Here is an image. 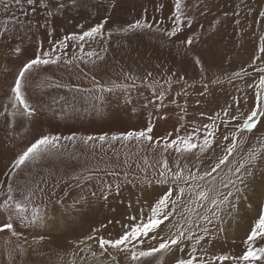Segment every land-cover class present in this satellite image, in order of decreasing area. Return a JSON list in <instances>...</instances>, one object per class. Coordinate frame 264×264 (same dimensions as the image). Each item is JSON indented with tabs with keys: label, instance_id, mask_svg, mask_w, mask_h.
I'll list each match as a JSON object with an SVG mask.
<instances>
[{
	"label": "rangeland",
	"instance_id": "obj_1",
	"mask_svg": "<svg viewBox=\"0 0 264 264\" xmlns=\"http://www.w3.org/2000/svg\"><path fill=\"white\" fill-rule=\"evenodd\" d=\"M63 2L66 3L65 10L56 13L53 17H48L49 23L46 26H41L45 25L46 10L38 6L35 12H32L31 7L26 4L23 9L12 4L7 12L0 8V172H2L0 182H6L13 161L26 148L24 144L34 142L41 134L98 136L107 133L110 135L129 130H141L142 127L148 125L143 124V121H151L154 125L151 133L154 143L163 144L162 138L164 137L169 140L176 138L177 129L181 136L190 132L195 136L193 133L196 130L194 124L202 112L206 115L207 124L212 123V119H209L211 117L218 125L221 122V111L219 113L216 110L196 106L194 108L197 109H192V105H189L190 108L192 107L191 109H187V103L185 106L183 101L192 100V98L188 97L189 94L179 93V90L186 89L187 85L191 83L194 84V88H197V85L204 86L200 82L199 68L193 63L195 55L200 56L208 69L205 77L209 74V79L220 77L225 85L230 84L235 89L231 97L227 99L229 101L237 94L236 105L230 110L232 115H237L238 110L247 114L252 107L257 91L256 85L261 75L255 71V66L251 71H247L250 75L242 73L240 77L236 78H231L232 73L225 72L224 69H221L222 72L218 74V70L221 68L222 62L224 63L227 59L225 56L228 57L227 52L231 48L229 45L233 43V47L235 44L233 42L235 39L231 37L237 32L238 34L242 33L241 36H243V31L247 30L252 14L254 18L256 17L254 13L250 14L248 9L253 12L252 5H257L256 3H261L262 0H183L186 5L185 16L192 20V25L188 26L185 20L181 25V32L170 40L163 32L155 31V29L170 30L174 26L173 20L169 19L174 10V0H78V7L72 6V0H63ZM159 5L163 7L157 10ZM243 15L245 16L243 17ZM105 19H107V23L104 25L103 39L98 37L96 41L86 40L83 42L85 53L94 50L104 56L103 61L84 55L82 59L73 60L71 64L66 65L63 62L64 59L72 60L73 54L78 57L82 55L80 48L73 41H68L69 47L63 50H59L57 45L58 50L55 54L61 55L62 60L57 65L43 66L40 70L29 73L25 82L24 92L29 104H39L44 109V114L32 116L33 118L30 119L8 115V113L16 111L11 107L10 99L12 95L10 89L14 85L15 77L23 64L35 57L38 48L42 51L49 50L52 47L50 41L55 42L71 33L81 34ZM138 19H144L152 24L153 30H135L127 34L117 31ZM230 25L232 26L229 27ZM233 26L236 29H232ZM109 32L112 33L110 36ZM188 36L194 37L195 42L191 46L181 43ZM16 47L22 50L21 54H16L13 51ZM105 47L107 51L102 52L101 49ZM189 47L191 54L186 55ZM86 60L87 63H85ZM115 69L116 71L121 69V72L126 74L139 71L144 73L140 75V84L115 81L117 84H125L127 87L102 94L94 89L91 92L87 91L92 89L93 76L101 84L111 87ZM149 72L154 75L149 76L147 74ZM173 72L177 75L172 76ZM181 75L185 77L184 80L178 83H167L170 76L175 81L177 76ZM45 77L51 79L45 80ZM56 82L73 87H56ZM204 82L207 85L212 84L213 87L215 85L212 82ZM250 85L252 87H249ZM77 86L80 90H74ZM138 86H146L147 90L150 88L148 90L150 94L162 96L160 101L166 107H160L154 96L147 98L153 102L150 104L134 99L133 96L131 99L123 100L120 105L115 102L123 94L130 93ZM176 88L177 90L179 88L178 93ZM241 90H249L250 93L245 96L239 95ZM101 95L103 100L94 98ZM113 99L115 100L112 102ZM227 100L225 103L228 102ZM245 100H247V104H245ZM188 104L193 103L188 102ZM174 108L178 109L177 114L173 113ZM113 111H117L119 115L120 113L139 112L143 116L134 114L129 117L128 122H122L118 115L111 113ZM61 112L74 114L76 119L66 120L61 117ZM161 113L162 116L169 114L171 117L162 121L165 123L157 121ZM98 115L114 117L115 121L96 119L95 117ZM225 121H228L227 126L231 129L230 132L234 131L237 121H231L228 116ZM79 125H87L84 127L85 130L90 128L92 130L85 132L78 127ZM260 125L261 123L255 130ZM108 127L114 130L109 132L110 130H106ZM253 132L238 134L236 148L228 162L222 165L216 173H213V176L216 177L215 181H212L211 177H205L204 180H191V183L199 184L206 190L212 189L209 192L210 197L214 196L216 191L226 193L230 188H223L222 185L226 183L223 181L232 179V168L235 169L239 165L242 157L243 160L248 157L249 154L246 155V153L240 157L241 152L238 153V151L243 150L246 144L248 145L247 141H250L251 136L254 138L259 136V131L253 130ZM169 133L172 135L169 136ZM217 134H220L219 130ZM230 138L229 143L231 142ZM134 142L127 144L106 142L100 145V142L97 141L96 146L93 147L91 142L84 146L79 141L73 145L62 140L61 143L65 147L61 148V152L64 155L54 161L53 165L45 163L36 166L35 169L30 165L25 170L29 173L27 176L21 172L16 183L19 184L25 179H31L33 183H36L42 177H47L48 183L40 184L45 189H50L56 180L63 178L65 182L56 189L54 197V199L62 200L63 206L57 205L55 208L53 205L47 206L46 227L24 228L17 223L16 231L23 233V236L19 238L12 236L7 230L0 232V264H131V261L125 258L124 253L111 248L100 255L101 250L96 242L85 240V244L77 246L69 241L83 240L93 234V229H98L95 233L97 237L116 239L124 231L121 225L132 223L128 219L129 216H136L139 220L145 202L141 196L149 195L148 192H144V189L147 187L146 185H149L150 180L156 182L160 179L153 175L157 170H162L163 159H167L171 170H178L177 164L180 168L187 169L188 172L195 170L189 164L190 159L196 153L195 151L193 154L184 155L172 149L165 152L162 147L154 148L152 151L148 148L141 151L140 148L144 144L138 145ZM4 145H7L8 148L5 149ZM83 147H89L92 156L86 160L78 159L74 164V154L81 152ZM253 151L260 153L262 157L264 155L262 147H253L248 153ZM176 153V159L171 158ZM234 156L239 161H236ZM145 158H147L148 164L144 163ZM218 160L211 161L207 171H210ZM50 167L55 173L52 176H49L47 171ZM85 169L91 171H84ZM253 171L255 175L248 177L247 187L237 183L236 187L243 191L237 193L234 188H231L234 193L229 198L230 202L232 201V207L222 206L217 217H212L211 213L215 209L212 208L209 201H202L203 206L197 207V202L191 198L189 200L191 203L188 201L176 206L175 210L182 211V215L176 216V221H174L175 218L172 221V218H169L161 226L160 235L167 238L177 230L176 227L170 228L169 225H175L186 231L191 229L196 234H202V229L207 227L211 238L210 244L207 243V238L205 242L209 255H241L246 248L244 241L259 218L261 210L264 209V158L256 162ZM109 172L116 174L109 175ZM73 174L90 175L91 178L79 182L72 181L69 177ZM168 182H173V180L168 178ZM117 185H119L118 194ZM196 190V192L199 191V189ZM102 193L107 195V199ZM48 194L51 195L50 192ZM2 199L0 197V200ZM77 200L81 203L71 212L66 213L64 206L71 208L74 201ZM42 202L43 197L37 193L34 203L42 204ZM202 216H208L212 223L208 224L201 219ZM4 222H6V217L0 215V223ZM102 225L104 227H101ZM41 236L45 239L39 240ZM156 243H159V239L156 242H149L145 239L142 247L146 249ZM86 245H91L90 251L86 249ZM256 246H264V240H258ZM21 249L25 250L23 254ZM81 249L85 250L81 251ZM92 252H96L97 256H92ZM180 255L181 253L177 250L174 255L166 256L165 264H174L175 259ZM111 256H115L116 261H113ZM148 264H154V261H149Z\"/></svg>",
	"mask_w": 264,
	"mask_h": 264
},
{
	"label": "snow or ice",
	"instance_id": "obj_2",
	"mask_svg": "<svg viewBox=\"0 0 264 264\" xmlns=\"http://www.w3.org/2000/svg\"><path fill=\"white\" fill-rule=\"evenodd\" d=\"M14 4L18 8L23 9L24 5L31 7V11L35 12L37 6L46 10L47 17L45 18L46 26L49 21L48 17H53L56 13L62 12L66 8V3L63 0H0V8H3L5 12L9 10L10 5ZM72 6L78 7V0H72ZM162 5H159L157 10L162 8ZM185 7L183 0H174V10L172 16L169 19L173 20L174 26L170 29L157 28L155 31L163 32L165 36L169 38L175 37L177 33L181 32V25L187 22L188 26L192 25V20L185 16ZM55 9V10H53ZM27 15V13H25ZM261 16H264V10L260 12ZM107 23V19L104 21L90 27L88 30L83 31L81 34H67L62 39L55 42L50 41L52 47L49 50H40L37 49V53L34 58L29 59L23 66L19 69L18 74L15 77L14 85L11 87V107L16 111L8 113L10 116H21L25 118H31L35 113V108H33L24 92L25 82L29 73L40 70L43 66L47 65H57L61 60V55H56L57 45L59 50H63L69 47L68 41L76 42L77 46L80 48L81 56H76L73 54L72 60L64 59V64L69 65L73 60L82 59L84 55L88 58L96 57L98 60L103 61L104 56L99 55L96 51H87L84 52V41H96L97 38L103 39L104 37V25ZM82 27V26H81ZM153 30L152 24L148 23L144 19H138L131 24L123 28L117 29V31L123 32L125 34L135 31V30ZM112 33L109 32L110 36ZM51 35V33H49ZM194 37L188 36L186 40L181 41L182 44L191 46L194 43ZM16 54H21V49L16 47L13 50ZM102 52H106L107 48H102ZM259 52L264 54V38H262V43L259 48ZM191 54L190 47L187 49L186 53ZM255 59L264 60V55L254 57ZM87 63V60L85 61ZM194 65L199 68L201 75V83L204 84V91L200 95H205L208 91L207 83H204L205 74L208 69L205 67L202 59L199 55L193 56ZM251 66V65H250ZM78 67V65H77ZM255 71L261 73L259 82L256 85V93L254 98V103L252 107L248 110L247 114L238 110L237 115H232L228 109H224L225 114L229 117L231 121H237L234 125V131L230 133L231 142L224 149L225 154L219 158L218 162L211 167L210 171H205L203 174H197L194 172H188L187 175L184 174L185 169L180 168L177 164V171L172 172L169 168L167 159L162 160V170L159 172V177L156 181L157 184H166L168 183L169 175H171L173 182H178L183 180L185 183L190 179L192 181L204 180L205 177H211L212 181H215L216 177L213 176V173H216L218 169L221 168L226 162H228L229 157L233 154L238 134L248 132L251 133L255 130L258 124L264 122V67H258ZM250 75L244 69H241L239 72H233L231 78L240 77L241 74ZM149 76L152 74L149 72ZM175 72L172 73V76H176ZM172 76L167 80V83L172 84L174 82L178 83L181 80H184V76H177V79L173 81ZM125 80L135 79V77H130L129 74H125ZM50 77H45V80H50ZM93 86L92 89L87 91L91 92L93 89L100 92H112L114 89H123L126 88L125 84H117L113 81L111 87H107L96 80L93 76ZM214 84L221 83L220 77H217L212 81ZM56 87H66L72 88L73 86L68 84H60L56 82ZM249 87H252L251 85ZM74 90H80L78 86ZM187 94V93H185ZM97 100H103V96L94 97ZM247 104V100H245ZM163 107V105H160ZM183 111V109H181ZM203 115V113H201ZM165 118V117H161ZM183 119V117H181ZM212 123L206 124L203 127L206 129L203 138L196 139L199 142H195L193 134L189 133L187 135H179V129H177V135L175 139L169 140L167 137L162 138L163 144L159 142H153V132L154 125L149 122L148 126L141 130H129L126 132L112 133L111 135L104 133L98 136L87 135V136H77L76 134L68 136H60L57 134H41L38 138L31 142L13 161L10 172L6 177V182H0V197L3 199L0 200V215L6 217V222L0 223V232L7 230L14 237L23 236L22 232L16 231V224L24 228H43L47 226L48 212L46 211L48 205H53V208L57 205L63 206V201L59 199H54L56 189L60 187L63 181V178L56 180L54 184L51 185L50 189H45L41 187L40 184H47V177H42L39 182L33 183L31 179H25L19 184L16 183L17 177L21 172H24L25 175H29L25 170L31 165L33 169L36 166L41 164H50L53 165V162L58 158L64 155L61 152V148H64L65 145L61 141H68L73 145L79 141L82 145L87 146L91 142L93 147L96 146V142L99 141L100 145L104 143H114L122 142L127 144L128 142L135 141L139 144H147L149 149L152 148H161L166 152L169 149L174 150L175 152L184 155V154H193V150L198 149V152L195 153L197 159H199L200 154H206L210 149L213 148L214 143L216 142V133L218 131V126L215 123L213 118ZM242 121V122H239ZM225 125L228 124V121H223ZM198 131V129H197ZM172 134L169 133V136ZM224 140H229V135L223 136ZM264 157L260 153L255 151L251 152L246 160H241L239 165L234 169L235 179H229L227 183H224L222 186L225 189H229V185L235 189L237 193L243 191V189L236 187L237 182L245 185L247 187L248 177H254L255 173L253 168L256 165V162L259 159ZM144 163L148 164L147 158L144 159ZM251 166V167H249ZM48 175H54L52 167L48 168ZM84 171H91L90 169H85ZM143 171V169H142ZM109 175H115L116 173L109 172ZM91 176H83L82 174H73L69 177L72 181H82L90 179ZM151 185V182H148ZM6 188V191H5ZM195 188L199 189L198 192H195V201L197 202V207H202V201H209L214 211H212L211 216L217 217V213L220 211L222 206L232 207L229 198L233 196V191L229 189L226 193H221L216 191V194L212 197L209 196V192L212 189H204L199 184L195 185ZM189 190H192V185H189ZM51 193L49 195L48 193ZM37 193L41 194L43 197L42 204H35L34 200L37 196ZM119 193V185H117V194ZM185 188L179 187L177 193V199H171L173 196V190L169 188L167 192L161 195L155 203L151 206L147 218L144 217V210L141 209L140 219L137 220L136 216H129L128 219L132 221L130 224H122L121 227L124 229L122 234L116 239H107L103 236L97 237L95 233L98 229H93V234L85 237L83 240L69 241V243L76 244H85V240L93 241L98 243L101 250L100 255H103L108 251V248L122 252L125 255V258L131 261V264H148L149 261H154V264H165V257L168 255H174L178 250L181 255L178 256L174 264H264V246L257 247L258 240H264V209L261 210L259 218L256 220L254 226L251 229V232L248 234L244 244L246 246L245 250L239 256H231L227 254L219 255H209L206 248V238L207 243H211L210 232L207 227L202 229V234H196L191 229L184 230L175 225H169V227H176V231L173 232L169 237L165 238L160 235L161 226L173 216L176 206L179 199L184 195ZM95 195V194H94ZM104 198L107 199V195L103 194ZM81 201H74L71 208L64 206V211L66 213L71 212L72 209H75ZM191 203V201H189ZM131 207V205H129ZM201 219L206 221L208 224L212 223V220L208 216H202ZM109 223H112L109 221ZM101 227H104L102 225ZM45 237H39V240H43ZM147 239L149 242L156 241L159 239V243L152 245L148 248H143L142 245ZM39 242V241H37ZM87 250H91V245H86ZM190 249V250H189ZM85 249H81L84 251ZM25 250L21 249L23 254ZM92 256H97L96 252L91 253ZM111 255V254H109ZM207 257V258H206ZM113 261H116L115 256H111Z\"/></svg>",
	"mask_w": 264,
	"mask_h": 264
},
{
	"label": "bare ground",
	"instance_id": "obj_3",
	"mask_svg": "<svg viewBox=\"0 0 264 264\" xmlns=\"http://www.w3.org/2000/svg\"><path fill=\"white\" fill-rule=\"evenodd\" d=\"M256 4L257 5H252L253 12H251V10L248 9V12L250 14L254 13L256 17L254 18L253 14H252V18H250V23L247 26V30L246 31H243L244 32L243 36H241L242 33L239 32L240 34H238V32H237V34H235L236 32L234 31L235 32L234 33L235 35H233V37H231V38H234L235 39L233 41L235 44H234L233 47H232V44L233 43L229 45V47H231V48H230L229 52H227L228 53V57L225 56L227 59L225 58L226 60L224 61V63L222 62V64L220 65L221 68L218 70V74L222 72L221 69H224L225 72H228V73L231 72V73H233V72H239V71H241V69H244L245 71H251L254 66H255V68L264 67L263 66V63L264 62L261 59H255V63H253L254 57H258V56L264 55V54H262V53L259 52V48H260L261 43H262V38H264V16H261L260 15V12L262 10H264V0H262L261 3H258L257 2ZM221 11H222V9H221ZM244 16L245 15H243V17ZM231 19H232V17H231ZM231 26L232 25H230L229 27H231ZM233 28H234V26L232 27V29ZM234 29H236V27ZM232 32H231V34H232ZM231 34H230V36H231ZM223 55H225V54H223ZM121 69H123V68H121ZM121 69H119L117 71L115 69L114 76H113V80L114 81H128V82H130L132 84H140V75H142L144 72H140L139 71V72H136V73H127V74L130 75V77H135V79L133 80V79L130 78V79L125 80L124 76H125L126 73H124L123 71L121 72ZM127 70H129V69H127ZM152 75H154V74H152ZM209 78H210V74L205 77V80L204 81L212 82L213 80L216 79V78L215 79H209ZM154 80H157V79H154ZM80 84H83V83H80ZM239 84H241V83H239ZM241 85L244 86V84H241ZM149 89L150 88H148V90ZM148 90H147V87L146 86H138L136 89H134V90L132 89L130 91V93H125V94L122 95V97H120V98H118L116 100L113 99L112 102L115 100V102L118 105H120L123 100L131 99V96H133L134 99H137V100H140V101H144L145 104H150V103H153V102L147 100V98H149L150 96H154L157 104L158 105H163L162 102L160 101L162 96H160L159 94L158 95L157 94H152V93L150 94L148 92ZM175 90H177V88ZM178 90H179V88H178ZM178 90H177V93H178ZM203 91H204V86H198L197 85V88H194V84H192V83L191 84H188L187 87H186V89H184L182 91L179 90V93L180 94L187 93V94L190 95L188 97H191L192 98V100H187V101L190 102V103L192 102L193 104H188V102L186 100L182 99V100H184L183 103H184L185 106H186L185 103H187V109H191L192 107H193L192 109H197V108H194L196 106L198 108L199 107H202L203 109H207L208 108V109L216 110L219 113L221 111V113H220L221 114V122L217 125L218 126V130L220 131V134H217L216 133V142L214 143L213 148L210 149L206 154H200L199 159H197V156L196 155H194L190 159L189 164L192 167L195 168V170H193V172L194 173H197L198 175L199 174H203V172L207 171L208 164L211 161H213L214 159H219L225 153L224 149L229 144V140H224L223 139V136L226 135L227 133H229V138H230V133H231L230 131H231V129H229V127L223 123V121L226 120V116H227L225 114V112H224V109H228L230 111L236 105L235 104V99L237 98V94H235L232 97V99H230L229 101L227 100V99H229L231 97L232 92L235 91V89L230 84L225 85V83L222 82V81H221V83L215 84L214 87L212 86V84H210V85L208 84V91H207V93L205 95H200V93L203 92ZM116 92H119V91H116ZM247 93L249 94L250 91L249 90H247V91L241 90V94L239 93V95L245 96ZM176 98L178 99L179 97H176ZM226 100L228 101L227 103H225ZM241 100H243V99H241ZM189 105H192V107L190 108ZM31 106L33 108H35V110H36L33 116H38L41 113L44 114V109L39 104L34 103ZM165 107H166V105H163V108H165ZM167 112H169V111H167ZM178 112H179L178 109L177 108H174V112L173 113L174 114H177ZM56 113H57V111H56ZM111 113L118 115L122 122H125V121L128 122L129 121V117H131L134 114H136V115H138V114L139 115H142L139 112H133L131 114L120 113V115H119V113L117 111H113ZM202 113H203V115H200V117L198 118L197 122L194 124V126L196 128V130L193 131V133L195 134V136H194L195 142H199V140L196 139V138L199 137L200 139H202L203 138V135H204V133L206 131V129L203 126L207 124L206 122H208V120L206 118L205 113L204 112H202ZM60 114H61V117L62 118H65L66 120H69V121H73V120L76 119V115L71 114V113L61 112ZM42 117H43V115H42ZM161 117H165V118H161ZM169 117H171V115H169V114L167 115L166 114V115L162 116V113H161V114H159V119L157 121H160V122L166 121L167 119H169ZM95 118L96 119H99V118L100 119H106V120H108V122H110V120H113L114 119V117L113 118H108V117L101 116V115H98ZM32 120L34 121V119H32ZM113 121H115V120H113ZM40 122H42V121H40ZM82 122L84 123V120H82ZM149 122H151V121H146V122L143 121V124H148ZM162 123H165V122H162ZM41 125H43V124H41ZM86 126L87 125H84V126L79 125L78 127L81 128V130H83L85 132H90L92 129L90 128L89 130H85L84 127H86ZM43 127H45V126H43ZM142 128L144 129L146 127H142ZM127 129H130V127H127ZM197 129H198V131H197ZM106 130H110L109 132H111L114 129L108 127ZM190 130H191V128H190ZM103 131H104V129H103ZM254 131L255 132L256 131H259L258 132L259 133V136L257 138L256 137L254 138L253 136L250 137V141H247L248 142V145L246 144V146L244 147L243 150L238 151V153L241 152L240 153V157L243 156L242 154L245 155V153H246V155L250 154L248 152L253 147H256L257 146V147H262L264 149V122H262L261 125H260V127L257 130H254ZM25 142H27V141H25ZM28 144H30V143L27 142L26 144H24V147H27ZM130 145H131V143H130ZM3 147L5 149L8 148L7 145H4ZM250 147H252V148L250 149ZM147 148L149 149V147L147 146V144H144V146H142L140 148V150L143 151V149H147ZM137 149H135V150H137ZM153 149L154 148L150 149V151H152ZM130 151L132 152V150H130ZM130 151H128L129 154L131 153ZM193 151L198 152V149L193 150ZM91 156L92 155H90L89 147H83L82 150H81V152H79L77 154H74V156H73L74 162L73 163L75 164L76 160H78V159L79 160H86V159H88ZM172 157H173V159H176L177 153L174 156H171V158ZM263 157H264V155H263ZM234 158L237 159L236 161H239V159L237 157L234 156ZM243 159L244 158L242 157V160ZM240 161H241V159H240ZM128 162L130 163V161H128ZM121 164H123V163H121ZM171 171L172 172H175L177 170H171ZM159 172L160 171L157 170L156 173L153 175V177L160 178L159 177ZM187 173H188V171H187V169H185L184 174L187 175ZM0 174H2V172H0ZM232 174H233L232 179H235V177H234V168H232ZM169 178L172 179L171 175H169ZM228 180L229 179H225L223 182H226L227 183ZM150 182H151V185H146L147 187L144 189V192H148L149 195L147 197H142L141 196V199L145 200V202H144V208H143V210H144V217L145 218H147L151 206L155 203V201L161 195H163L165 192H167L169 190V188H171L173 190V196L171 197V199H177V193H178L179 187H184L185 188V193L179 199L177 206H180L181 204L188 202L191 198L195 199V192L197 191L196 190L197 188H195V184L194 183H191V180L190 179L187 181V183H185L183 180L178 181V182H168L166 184H157L155 181H152V180H150ZM189 185H192V190L191 191L189 190ZM229 188L231 189L232 186L229 185ZM231 200H233V199H231ZM181 215H182V211H179V209H178V211L175 210L173 216L170 217V218H172L171 221L176 216L178 217V216H181ZM176 220H177V218L174 219V221H176ZM153 242H156V241H153Z\"/></svg>",
	"mask_w": 264,
	"mask_h": 264
}]
</instances>
